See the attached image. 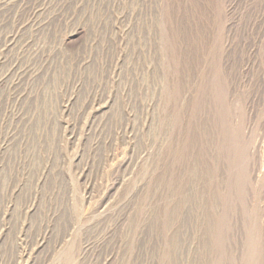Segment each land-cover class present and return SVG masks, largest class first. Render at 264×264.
Segmentation results:
<instances>
[{
  "label": "rangeland",
  "instance_id": "obj_1",
  "mask_svg": "<svg viewBox=\"0 0 264 264\" xmlns=\"http://www.w3.org/2000/svg\"><path fill=\"white\" fill-rule=\"evenodd\" d=\"M0 264H264V0H0Z\"/></svg>",
  "mask_w": 264,
  "mask_h": 264
}]
</instances>
